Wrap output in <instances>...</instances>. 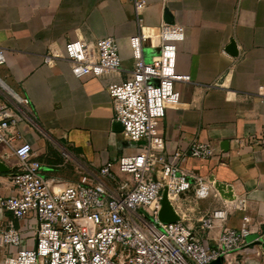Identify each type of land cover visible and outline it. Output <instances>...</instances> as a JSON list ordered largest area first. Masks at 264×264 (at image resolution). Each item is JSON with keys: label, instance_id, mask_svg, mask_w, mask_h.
<instances>
[{"label": "crops", "instance_id": "obj_1", "mask_svg": "<svg viewBox=\"0 0 264 264\" xmlns=\"http://www.w3.org/2000/svg\"><path fill=\"white\" fill-rule=\"evenodd\" d=\"M146 1L143 17L149 33L156 35L165 22V7L183 27L175 70L191 77L175 83L179 101L168 105L158 126L166 159L193 178L191 189L172 203L210 249L217 247L226 224L240 228L248 216L256 236L231 258L236 264H264V0ZM138 31L134 0H0V48L6 56L0 79L7 87H0V104H16L11 91L30 98L23 108L25 119L11 129L18 136L14 144H32L34 158L55 187L78 183L106 161L136 151V143L114 129L108 86L132 76L129 39ZM108 36L119 43L121 69L103 77L73 75L65 45ZM232 41L237 54L228 50ZM143 51L146 61L155 60L158 39L151 37ZM49 53L53 59L47 64ZM249 136L256 140L245 142ZM196 140L210 143L214 154L191 156ZM0 159L11 168L0 172V197H7L14 194L16 158L10 154L3 159L0 152ZM200 184L210 189L205 198L196 195ZM218 184L232 196L222 194ZM219 209L228 210L226 223L203 229L202 219ZM9 220L23 233L19 249H33L36 220L15 219L0 205V223ZM8 251L0 249V262Z\"/></svg>", "mask_w": 264, "mask_h": 264}, {"label": "built area", "instance_id": "obj_2", "mask_svg": "<svg viewBox=\"0 0 264 264\" xmlns=\"http://www.w3.org/2000/svg\"><path fill=\"white\" fill-rule=\"evenodd\" d=\"M134 4L139 31L129 39L135 60L133 74L108 86L114 120L122 123L124 136L136 143L134 153L106 161L97 173L82 175L78 183L55 187L45 177L43 163L34 158L32 144H14L18 136L11 129L25 119L23 108L29 106L30 98L16 97L11 91L16 104H0L1 157L11 154L16 158L14 194L0 197V205L15 219L36 220L33 249H19L23 233L13 220L0 223V249L9 250L0 264H211L217 259L236 264L232 253L248 244L252 234L248 216L240 228L226 224L215 249L205 247L181 218L172 223L159 219L164 190L174 202L193 185L192 177L166 159L165 139L158 135L168 105L179 101L175 83L188 82L191 77L175 70L177 44L185 37L183 27L163 22L152 35L143 17L147 1L134 0ZM153 36L158 39L159 56L146 61L144 44ZM65 57L78 78L103 77L122 67L120 46L112 36L92 43L70 41L65 45ZM52 59L49 53L45 62ZM5 61L0 48V65ZM0 87L7 89L1 79ZM254 140L249 136L245 142ZM213 154L208 142L196 140L190 147V155L196 158ZM209 190L200 184L196 195L205 198ZM238 204L244 207L242 199ZM228 214L226 209L206 214L202 228L225 224Z\"/></svg>", "mask_w": 264, "mask_h": 264}, {"label": "water", "instance_id": "obj_3", "mask_svg": "<svg viewBox=\"0 0 264 264\" xmlns=\"http://www.w3.org/2000/svg\"><path fill=\"white\" fill-rule=\"evenodd\" d=\"M164 21L166 23L169 24H175V17L173 16L172 12L170 11L169 7H165L164 9ZM228 50L233 53V54H237V50H236V43L235 41H232L228 47ZM114 129L115 131H122L123 130V125L120 121H115L114 123ZM226 142V150L228 149L227 145V141ZM11 170V168L3 161L0 159V172H9ZM217 189L222 193V194H226L227 196H232L231 193H229V191H227L225 185L223 184H218L216 185ZM161 210L159 213V219L161 222L163 223H172V222H176L177 220H180V216L179 214H177V211L173 205V203L169 200L168 198V191L167 189L164 190L163 195H162V200H161ZM256 235L251 234L248 236V240H251V238L253 239ZM218 261H221L220 259H217L215 261H213L211 264H214Z\"/></svg>", "mask_w": 264, "mask_h": 264}, {"label": "rangeland", "instance_id": "obj_4", "mask_svg": "<svg viewBox=\"0 0 264 264\" xmlns=\"http://www.w3.org/2000/svg\"><path fill=\"white\" fill-rule=\"evenodd\" d=\"M56 146H57V148L60 150V152L63 151V148H62L61 146H59V145H57V144H56ZM62 153H63V152H62Z\"/></svg>", "mask_w": 264, "mask_h": 264}, {"label": "bare ground", "instance_id": "obj_5", "mask_svg": "<svg viewBox=\"0 0 264 264\" xmlns=\"http://www.w3.org/2000/svg\"><path fill=\"white\" fill-rule=\"evenodd\" d=\"M14 96L18 97L19 94H17L16 92H13ZM231 197V196H229Z\"/></svg>", "mask_w": 264, "mask_h": 264}]
</instances>
